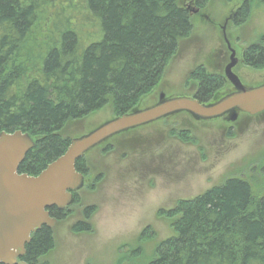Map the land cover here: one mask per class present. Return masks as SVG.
<instances>
[{"label":"trees","instance_id":"1","mask_svg":"<svg viewBox=\"0 0 264 264\" xmlns=\"http://www.w3.org/2000/svg\"><path fill=\"white\" fill-rule=\"evenodd\" d=\"M194 1L201 9L209 2ZM249 10L244 4L235 25L246 23ZM192 31L183 0H0V132L22 130L35 141L19 171L38 175L62 155L72 140L62 134L68 123L108 104L114 117L138 110ZM248 59L264 62V35L250 46ZM190 78L201 82L193 89L197 99H221L216 76L197 68ZM190 134L182 128L174 133L185 141ZM114 144L107 140L101 152H112ZM76 168L85 186L94 188L85 157ZM254 178L229 176L161 209L174 235L157 245L150 260L143 261L137 248L127 264H264V194ZM78 202L74 193L72 205ZM94 211L87 206L73 231H90ZM50 213L61 221L70 208L52 207ZM54 245L53 229L43 226L21 260L48 264L43 259Z\"/></svg>","mask_w":264,"mask_h":264},{"label":"rangeland","instance_id":"2","mask_svg":"<svg viewBox=\"0 0 264 264\" xmlns=\"http://www.w3.org/2000/svg\"><path fill=\"white\" fill-rule=\"evenodd\" d=\"M242 1L209 0L205 8L194 13L191 8L196 6L183 0L192 16L193 31L181 40L154 89L156 95L153 91L146 96L138 109L152 106L161 90L176 97L193 94L198 82L189 77L197 66L208 64L214 49L223 45L218 24ZM248 3L246 23L230 24L227 29L234 47L256 44L264 35V1ZM114 116L112 106L105 105L81 121L68 123L62 134L75 138ZM193 126L200 135L202 150L181 143L174 135ZM234 132L229 137L216 121L202 126L179 114L118 136L111 140L115 143L112 152L103 153L99 146L91 150L85 160L90 182L96 184L92 189L89 185L81 189L79 202L71 205L69 216L56 224L55 245L43 262L127 264L137 248L143 252V261L150 260L157 245L175 233L172 221L161 214V209H172L180 199L192 198L229 176L242 174L254 175L253 182L264 194V173H260L264 165V117L246 121ZM87 206L95 208L90 217L92 228L76 233L72 227L84 220Z\"/></svg>","mask_w":264,"mask_h":264},{"label":"water","instance_id":"3","mask_svg":"<svg viewBox=\"0 0 264 264\" xmlns=\"http://www.w3.org/2000/svg\"><path fill=\"white\" fill-rule=\"evenodd\" d=\"M231 68H227V75L236 92L210 104L191 96L174 97L116 116L73 138L67 150L35 176L19 171L35 146L32 136L22 130L0 132V264H28L20 258L26 254L32 234L43 226L53 229L58 222L50 208L65 210L73 202V192L84 186L85 177L77 170V161L110 137L178 112L201 119L232 113L233 120L238 111L251 115L264 112V83L246 88Z\"/></svg>","mask_w":264,"mask_h":264},{"label":"flooded vegetation","instance_id":"4","mask_svg":"<svg viewBox=\"0 0 264 264\" xmlns=\"http://www.w3.org/2000/svg\"><path fill=\"white\" fill-rule=\"evenodd\" d=\"M190 4L192 6H196L194 0H190ZM244 4H247V6H248V0H243L240 5H237L235 8L231 9L229 14L226 15L225 17H223V21L218 24L220 27V30L222 31L221 33H222L223 45L219 48L214 49V51L211 54V59H210L208 64L206 63V64H201V65L197 66V68H199V69L200 68L202 70L204 69L205 73L207 72L208 74L217 77L219 85L221 87H223V89L217 93V95H222L221 99L223 97L237 91L235 85L231 82V80L228 78V75H227V68L230 65L232 66L231 71L240 79L241 83L246 88L259 86V85L264 83V81H263L264 80V62H262V63H250V61L248 59L250 46L252 44L248 47H234L230 38H229V34L227 31L230 24L236 23V19H238V12H239V10L242 9ZM191 9L194 11L198 10V12H200L202 10L199 7H194ZM246 19H248V17ZM260 79H262L261 81H263V82H259ZM197 82H198V87H199L201 82L199 80H197ZM153 93H154L153 95H156V91H154ZM157 96H158V99H156L157 101H155V103L153 105L159 103L161 100H166V99L176 97L175 95H170L165 90L159 91ZM190 96L196 98L195 95H190ZM219 100H217V101H219ZM203 102L206 104H210V103H213L216 101L204 100ZM237 113H238L237 117L234 120L232 119V113H226L220 117L212 118V119L196 118L195 116H193L189 112H178V113H175L173 115L177 116L179 114H185L188 116L189 120H192L193 122L198 123L202 126H205L208 122L216 121V123L222 128V130L224 132L227 131L226 135H228L229 137L234 136L235 135L234 131L236 130V128L238 126L242 127V125L245 124L246 121L249 122L251 119H253L255 117H260V116L264 117V112L258 113L256 115H251V114L241 112V111H238ZM173 115L167 116V117L162 118L160 120L162 121V120L169 118ZM160 120L148 123L146 125H149V124L153 125L154 123H156ZM241 122H243V123L241 124ZM146 125H143V126H146ZM143 126H139V127L121 132V133L111 137L110 140H113V139H115V137L117 138L118 136H122L125 133H129V132L136 130V129L143 127ZM182 129H185L186 132H189V131L191 132V134H190L191 141H189V140L185 141V140L179 138L177 135H175L176 138H178V140L181 143H184L186 145L196 146L200 150H202L203 147L199 144L200 135L197 134V132H198L197 130H196L197 132L195 134V126H193L192 128H182ZM192 140H194L195 142H192ZM125 144H127V143H125ZM240 176L244 177V178L247 177L246 174H242ZM214 186L215 185H213L209 189L203 191V193L212 189ZM201 194H198L196 196H199ZM196 196H194V197H196ZM194 197H192V198H194ZM73 201H74V199H73Z\"/></svg>","mask_w":264,"mask_h":264}]
</instances>
